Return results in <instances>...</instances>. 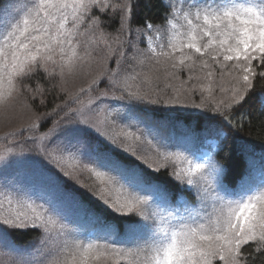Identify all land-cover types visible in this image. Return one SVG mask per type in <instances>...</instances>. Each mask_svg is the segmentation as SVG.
Wrapping results in <instances>:
<instances>
[{
  "label": "snow or ice",
  "instance_id": "6c2138e0",
  "mask_svg": "<svg viewBox=\"0 0 264 264\" xmlns=\"http://www.w3.org/2000/svg\"><path fill=\"white\" fill-rule=\"evenodd\" d=\"M186 2L187 8L183 3L177 8L171 0H162L166 9L162 24L145 21L143 28L136 29L142 40L133 43L130 37L134 0H0V103L29 94L27 99L32 103L25 106L34 113L29 127L39 129L49 121L52 123L47 132L30 139L37 144V152L64 171V175L80 183L79 164L65 165L66 160L77 157L62 144L49 145L61 136L87 144L92 139L90 129L99 132L83 106L71 108L64 99L76 100L65 87L66 77L76 74L83 62L102 68L87 89L91 92L105 84L97 99L111 97L115 101L148 104L181 101L152 100L141 94L139 88L133 91L137 79L142 82L150 79L138 68L154 62L169 79H179L181 72L192 73L199 62L201 72L207 70L203 80H207L209 97L216 101L214 88L224 94L216 106L209 108L215 115L207 119L210 122L219 117L229 126L230 114L248 101L256 81L264 80V0ZM177 19L183 21L181 27L185 30L173 35L170 30L176 27ZM145 32L155 33L157 39H163L167 32L168 42L154 44L153 37L145 36ZM126 35L129 39H124ZM145 40L147 46L141 48L139 44ZM100 42L108 51L94 57ZM229 62H233L231 70ZM109 63L115 67L108 66ZM232 71L242 72V78L232 75ZM41 74L43 83L37 81L34 87L25 83ZM193 79L201 80V77L189 75L187 81L180 80L182 87L178 94L186 93L183 86ZM204 88L203 83L199 89L192 86L193 94L200 91L201 103L188 106L205 107ZM56 99L62 102L56 104ZM50 103L49 111H38ZM88 103H93L91 98ZM202 115L188 113L185 119L196 121L195 127L207 134L212 130L202 127ZM109 123L106 119L105 124ZM216 134L222 135L218 130ZM109 139L116 142L112 137ZM155 151L165 161L183 155L161 152L159 147ZM65 167L72 170L65 171ZM101 167H108L104 159L99 167L84 165L80 170L94 175L99 182L100 188L94 194L115 213L129 218L126 233L134 239L126 245L115 239H80L79 229L51 201L37 204L31 195L25 194L22 202H18L24 211L0 215V254H6L5 250L17 253L10 264H110L114 257L120 264L127 258H131L130 264H256L257 260L264 264L261 259L264 258V180L258 185L242 181L238 190L230 189L225 183L226 166L207 155L189 161L186 169L169 173L176 182L174 192L156 185L149 196L141 193L152 187L150 181L139 178L131 185L139 189L134 191L111 174L119 171L118 166L113 164L109 172L101 171ZM37 179L50 182L52 178L41 174ZM117 185L122 197L109 194V187L116 189ZM185 192L192 195L198 208L189 204ZM29 227L41 231L40 247L35 255L19 254L21 250L12 240V233Z\"/></svg>",
  "mask_w": 264,
  "mask_h": 264
},
{
  "label": "rangeland",
  "instance_id": "374dc122",
  "mask_svg": "<svg viewBox=\"0 0 264 264\" xmlns=\"http://www.w3.org/2000/svg\"><path fill=\"white\" fill-rule=\"evenodd\" d=\"M171 2L174 3L177 8H179L182 3L185 8L188 6L186 0H171ZM239 2H244V0H239ZM175 25L176 27L170 30L172 34L176 35L177 32L183 33L185 30L183 27H181V25H183V21L177 19L175 21ZM136 29L138 28L132 29V34L130 37L133 43H137L142 40L140 33H138ZM145 36H152V43L154 44H167L169 39L167 32L164 33L163 39H157L155 33L145 32ZM125 38L129 39L127 35ZM78 39L83 41L84 38L79 37ZM109 43H111V41H109ZM139 46L141 48H145L147 46V41L145 40L144 43H140ZM112 47L114 48L116 45L112 44ZM168 50L169 49L165 48V51ZM106 51L108 50L104 48L103 42H100L99 46L93 52V56L99 57ZM157 51H159V48ZM80 52L81 55H83V48L80 49ZM179 55L180 53L177 52L176 56L179 57ZM160 59L163 60L164 57H160ZM108 66L113 68L115 67V65L111 63H109ZM229 68L231 70V66ZM197 69L198 68L196 67L193 71H196ZM100 71H102V68L99 65L95 63L89 64L88 62H83L76 74L66 77L65 87L71 96L76 97V100L73 101L69 97H64V99L68 100L69 107L71 108L83 106V111L85 114L91 116L93 118V122L96 123V127L99 128V132H97L100 135L99 137L105 138L110 143H112V140H110L109 137H112L116 141L115 143H112V145L132 153L135 152V156L144 163L147 161L146 165L153 170L156 168H165V164L168 165L167 168L170 170V172H172L174 169H186L188 167L189 161H195L196 158L207 155H211L212 157V153L219 147L220 141L224 136L222 132V135H217L216 132H211L202 140L195 143L191 140H188L187 137L183 138L181 135H177L173 131L175 130L173 129V126L168 125L169 120L166 117L160 120L158 127L150 126L146 120H142L138 117V115L131 113L130 109L123 108L121 101H115L111 97H100L97 99L99 91L105 88V84H101L99 88H93L91 92L87 91L89 82L94 77H96ZM137 71L149 75L150 79L146 82H142V79H137L135 82H133L132 89L139 88L141 92L144 90L149 91V93L154 91L155 93L152 94H155L156 97L157 95H163L165 98L166 96L169 97V100L179 99L182 101L187 97L183 91L179 94L177 92V90L181 89L182 87L180 80H184V77H186L187 74L190 75V73L186 70L185 72L180 73L179 79H169L164 74L163 70L158 65H155L154 62L146 64L143 69L138 68ZM232 75L242 78L243 73L239 71H232ZM152 79L153 82H151ZM25 83L30 82L25 81ZM41 83H43V81ZM240 83L242 84V79L240 80ZM205 88V90H207L206 86ZM81 89H84L85 91L81 92ZM28 95L29 94L16 96L6 104L0 103V215L8 216L10 213L15 214L17 212L24 211L25 209L23 207L18 206V202H22L25 194H28L32 196V199L35 200L37 204L51 201V203L60 209L63 215L67 217L70 224L73 227L79 229L80 239L85 241H87L89 238L100 239L101 241L104 239L109 241L113 240V236L98 230L100 225V217H95L87 207L85 209L80 208V211L77 212V204L79 205L80 202L72 197L70 198V196H72L71 193L64 194L58 190L57 185L52 181H46L49 183L47 186L43 179H37L39 175H43V170L34 167L25 168L29 167L27 166L29 163H31L30 166H33V160L36 158L42 160L45 164L48 163L52 166H55V164L49 163L44 158V156L37 152V144L34 143L33 139L28 140L30 137H39L41 133H44L40 131V129H32L29 127L34 113L25 106L31 105L32 103L31 100L27 99ZM90 98L93 101L91 104L88 103ZM154 100H160V98ZM61 102V99H56L55 103L59 104ZM41 109L45 110L46 108H40L38 110L40 113H42ZM65 111H67V109H65ZM63 115L64 112H61L60 116ZM150 118L151 116L148 117V120H150ZM106 119L110 121V123L107 125L105 124ZM176 124L180 129L184 130L183 127L185 126L181 121L176 122ZM81 127L84 126L81 125ZM164 128L167 131L169 130V134H171L173 141H169L167 139L168 133ZM185 130H187L186 127ZM45 132H47V130ZM136 137H139L140 140L137 141L135 139ZM58 140H54L52 144L49 145V147L54 144H62L68 152L73 153L77 157L76 160H66L65 165L75 166L79 164V169H77V171H79L80 183H77L75 179L64 175V171H61L60 168H56L62 173L63 176L70 180V184L82 188L91 197L98 199L97 201H99L104 207L115 213L108 205L104 203L103 200L99 198V196L94 194V190H98L100 188V184L96 180V177L86 170H80L84 165H95L99 167L100 162L86 159L82 156L80 151H75L72 147L67 145V143H72V141H67V143L61 141L63 143H59ZM148 141H151L152 143L149 144ZM94 142V149L97 150L99 148L97 147V139H95ZM156 147H159L161 152L180 153L183 155L173 156L168 161H165L162 158H158L155 151ZM102 158L104 160L106 159L105 156ZM70 170H72L70 167H65V171ZM100 170L109 172L111 171V166L108 164V167H101ZM111 174L121 178L122 182L134 191H139V189H133L131 188V185L136 183L139 178L150 181L148 177L144 176V174L140 173L139 171L128 173L127 171L121 172L119 170L118 172H111ZM43 176L48 177L47 175ZM124 177H127V180H125ZM262 180H264V167L260 166L254 167L248 179L243 181H250L251 183L258 185ZM50 184L54 186L53 190L57 191V193L54 194L48 191ZM151 185V188L143 191L141 194L151 196L153 194V190L156 187L154 184H152V182ZM109 194L113 197L123 196V193L119 191L118 185L116 186V189H111V187H109ZM184 195L187 197L189 204L192 205L193 208L199 207V205L193 200V197H190L185 193ZM41 196L43 199L38 198ZM59 198H62L63 201H59ZM9 201H11V203H9ZM177 207L181 206L177 205ZM181 210H183L182 207ZM39 240L40 238L35 243L30 244L28 248H22L21 246H18V248L21 250L19 254L31 252L33 255H35L36 249L40 247ZM118 246H122V244H118ZM5 253L6 254H0V264H10V262L15 260L18 255L17 253H7L6 250ZM130 261L131 258H127L123 263L130 264ZM118 263L120 262L115 257L110 262V264Z\"/></svg>",
  "mask_w": 264,
  "mask_h": 264
},
{
  "label": "trees",
  "instance_id": "16d2710c",
  "mask_svg": "<svg viewBox=\"0 0 264 264\" xmlns=\"http://www.w3.org/2000/svg\"><path fill=\"white\" fill-rule=\"evenodd\" d=\"M165 15L166 9L162 5V0H134L131 28H143L145 21H149L157 26H160ZM111 30L112 29H109V31ZM124 39L128 38L124 37ZM209 63L212 62L209 61ZM232 63L233 62H229V67L232 65ZM197 64L198 69L190 73V75L194 77H201V80L193 79L190 83L185 84L183 88L187 89L186 93L184 92L187 97L182 100L181 103L148 104L146 102H129L125 100L121 101L122 106L123 108L130 109L131 113L138 115V117L142 120H146L150 126L158 127L160 120L166 117L169 120L168 125L173 126V129H175L173 131L177 135H181L183 138L187 137L188 140H191L195 143L202 140L211 132H217V130L222 132L224 136L220 141L219 147L213 152L212 158L226 166L227 172L225 176V183L230 189H235L239 187L243 180L248 179L254 167H264V80L256 81L255 89L249 95L248 101L238 110H234L230 114L231 126H229L228 123H225L219 117H217L216 120L209 122L207 118L215 115L209 110V108L216 106V101L223 99L224 94L221 93L218 88H214L213 93L215 95L216 101H213L211 97H209L208 91L205 90L206 88H204L205 107L192 108L188 106L192 103H201L200 91L197 90L195 94H193L191 91L192 86H196L198 89L201 87L202 83L204 86H207V80H203V76L207 70H204L202 73L199 63ZM188 77L189 74L184 77V81H187ZM37 81H43L42 74L33 77L31 81L27 82H30L34 87ZM151 82H153V79ZM132 90L136 91L137 89ZM152 93L155 92L153 91L149 93V91L144 90L141 92V94L146 95L148 99L154 100L160 98V101L169 100V97L167 96L166 98L163 95H157L156 97V95ZM228 95H231V93L229 92ZM51 99L52 98L49 97L50 101ZM51 107L52 104L50 103L45 110L41 109V112L44 113L49 111ZM188 113H202V127L210 128L212 131L206 134L201 129H197L195 127L196 121H187L185 119ZM149 116H151L150 120H148ZM178 121H181L187 130H185V127H183L184 130L180 129L176 124ZM51 125V121H49L39 129L40 131L45 132L51 127ZM165 131L168 133L167 139L169 141H173L171 134H169V130L167 131L165 129ZM90 132L92 139L91 142L87 144L83 140L78 141L66 136H61L59 137V140H57L59 143H67V141H72V143H67V145L72 147L75 151H80L82 156L88 160L100 162V159H103L102 157L105 156L106 159L104 161L110 166L115 164L119 167L121 172L127 171L128 173H133L135 171H139L140 173H143L144 176L148 177L155 186L160 185L169 188L173 192L175 191L176 182L169 175L171 172L168 168H162L161 171L157 172L149 168L146 163L133 155L132 152L112 145V143L108 142L105 138L99 137V133L92 129H90ZM95 139H97V147H99L97 149L98 151L94 149L95 147L93 146ZM33 162V166H30L31 163H29L27 165L29 167L25 168L34 167L43 170V175L51 177V181L57 185L58 190L64 194L71 193L72 196H70V198L72 197L80 202L79 205L77 204V212L80 211V208L85 209L87 207L95 217H100V229L103 233L113 236L115 232L118 231V234L114 237V239L123 242V244H127L130 239H134V237H129L126 233V228L129 223V218L127 216L122 217L113 213L108 208L104 207L99 201H97L98 199L91 197L82 188L70 184V180L63 176L56 166H52L48 163L45 164L42 160L37 158L33 160ZM43 180L48 186L49 183L46 182L48 180ZM53 188L54 186L50 184L48 191L54 194L57 193V191H54ZM185 194L192 197V195L188 192H185ZM59 201H63V199L59 198ZM11 238L17 246L27 248L30 246V244L35 243L39 238H41V231L33 228L14 231ZM256 264H261V261L257 260Z\"/></svg>",
  "mask_w": 264,
  "mask_h": 264
}]
</instances>
